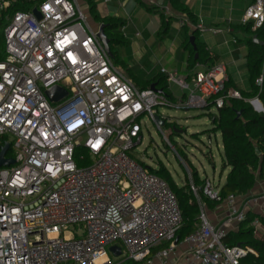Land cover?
<instances>
[{
  "label": "built area",
  "instance_id": "obj_1",
  "mask_svg": "<svg viewBox=\"0 0 264 264\" xmlns=\"http://www.w3.org/2000/svg\"><path fill=\"white\" fill-rule=\"evenodd\" d=\"M83 4L0 0V149L8 143L12 155L5 158L15 161L0 167V264H114L112 258L116 264H241L248 254L257 256L224 239L249 213L255 237L264 232V192L222 200L220 187L205 179L204 196L227 211L222 225L215 224L182 160L200 212L196 229L178 242L184 218L175 193L130 156L143 144L145 118L175 150L162 128L173 126L178 134L179 126L159 108L208 115L241 100L238 91L226 89L225 67L196 64L191 77L181 78L162 69L168 83L187 91L180 98L158 87L162 93L140 89L114 65ZM241 23L263 28L264 0H254ZM262 84L263 76L257 80ZM54 87L67 92L57 102L46 95ZM247 102L264 113L258 97ZM8 136L12 143L4 141ZM78 150L86 151L90 165L79 167ZM112 246L121 249L119 257ZM102 256L106 260L98 263Z\"/></svg>",
  "mask_w": 264,
  "mask_h": 264
},
{
  "label": "rangeland",
  "instance_id": "obj_2",
  "mask_svg": "<svg viewBox=\"0 0 264 264\" xmlns=\"http://www.w3.org/2000/svg\"><path fill=\"white\" fill-rule=\"evenodd\" d=\"M97 1L101 2L103 0ZM112 2L118 4V0ZM101 9L102 7H100ZM84 11L87 12L85 8ZM119 14L122 18L128 19V25L124 29H122V25H119L110 34L117 41L110 45L113 54L111 59L114 65L120 68L127 78L140 89H144L143 83L158 78L166 84L165 91L167 94L175 98H180L186 94L187 91H184V93L176 84L168 83L167 75L161 74L162 68L167 69L168 73L174 71V69L179 73L185 70L181 63L190 51L184 45V49L180 47L181 43L187 40L183 30H181L182 21L173 19L168 33L158 37L153 34L157 28V18L142 9L140 4L136 3V6L130 4L123 7ZM87 18L94 30L100 27L99 23L88 12ZM3 29V27L0 28V60L5 57ZM230 41L228 47L238 50L236 53L237 73L234 74V77L242 80L244 75L240 74V71L244 70L246 64L244 58L247 51L246 45L244 42H234L233 38H230ZM192 74L193 69L189 68L184 74H178V77H191ZM188 82L190 83V78ZM157 87L162 89L161 85ZM158 111L160 114L172 119L179 126L180 131H184L182 134H172L170 129L173 126L166 125L162 128L175 150L166 144L157 126L150 119L145 118L142 122L143 144L138 146V149L130 152V156L168 184V180L161 177L159 171L168 172L170 179L178 187L190 185L183 160L192 170L196 183L203 184L202 182L205 179H210L216 186L223 185L229 169L223 171L222 138L220 135L209 136L208 130L211 123L206 110H177L161 107ZM213 113H216V111H213ZM4 141L12 143L13 138L8 136L4 138ZM10 152L12 154V149ZM80 156L86 157L87 160L84 162L79 161ZM77 163L79 167L90 165L85 150H78ZM207 208L208 217L212 220V212H215L216 208L214 206H207ZM112 261L114 264L118 262L114 258H112Z\"/></svg>",
  "mask_w": 264,
  "mask_h": 264
},
{
  "label": "trees",
  "instance_id": "obj_3",
  "mask_svg": "<svg viewBox=\"0 0 264 264\" xmlns=\"http://www.w3.org/2000/svg\"><path fill=\"white\" fill-rule=\"evenodd\" d=\"M85 1L95 21L105 25V33L111 40V43L117 42L110 34L114 28H117V26L122 23L116 19H101L96 11L94 0ZM163 1L169 4L173 11L180 15H185L191 22L194 24L196 23V16L193 15L190 9L184 5L181 0ZM140 3L145 6L143 2ZM145 7L148 11L155 12L154 7ZM173 18V16L165 18V16L162 15L163 33L168 31L169 22ZM1 27L2 24L0 23V28ZM183 29L186 33L188 32L185 25ZM235 30L238 34L243 35L241 38L238 37V40L244 42L247 47V70L251 90L249 92L241 91V100L232 99L216 113L208 114L211 122V128L208 130L209 136L216 134L221 135L223 143V171L229 169L225 184L220 188L222 200L229 195H248L253 191L257 183L264 178V113L256 112L247 102L250 98L258 97L264 107V46L255 44L253 41V37L257 36L258 40L264 42V27L257 31H252L251 25L241 24L237 26ZM193 36L195 37L197 51H195L190 44V36L187 37L184 43L185 48L190 51V68H193L196 64L208 66L212 61L211 55L205 50V46L198 40L197 30L194 31ZM196 54L198 55L197 58ZM261 76H263V84L262 87H259L257 86V80ZM153 84L157 86L161 85L162 90L166 93V84L158 78L143 83V88L148 89ZM229 87L230 84L226 83L227 90ZM239 111L242 113L241 117L237 119V112ZM257 150H259L260 154L257 153ZM11 155L9 151L8 156L11 157ZM158 173L161 177L168 180L172 191L178 199L184 218L183 227L177 234L178 242H181L196 229V224L199 221V204L190 185L178 187L170 179L168 172L161 170ZM202 183L204 184V181ZM203 184L195 182V186L199 187V196L202 202L205 203L206 206L216 207L220 203L211 201L204 196L202 190ZM254 218L255 216L249 213L247 221L240 224L237 231L229 232L224 239V243L227 246L241 245L256 252L257 256L248 254V256L241 261V264H264V238L258 239L255 237L254 229L251 226ZM262 222L264 225V218H262ZM120 264L135 263L128 261Z\"/></svg>",
  "mask_w": 264,
  "mask_h": 264
},
{
  "label": "crops",
  "instance_id": "obj_4",
  "mask_svg": "<svg viewBox=\"0 0 264 264\" xmlns=\"http://www.w3.org/2000/svg\"><path fill=\"white\" fill-rule=\"evenodd\" d=\"M81 1L85 4L86 11L91 16L87 2L85 0H81ZM112 1L114 0H103L101 2L94 0L96 11L100 16V18L103 20L105 19L119 20L122 23L121 24L122 29L127 27L128 19L122 18L119 12L122 10L123 7H126L130 4L136 6L137 3L140 4L142 9H144L146 12L150 13L151 15H154L157 18V25H156L157 28L154 30L153 34L157 35L158 37L164 36L163 34H166L169 31L168 29L167 32L165 33L162 32V26H163L162 15H164L165 18L169 16H173L174 17L173 19L181 20L182 21L181 30H183L185 37L190 36L191 38L193 36L194 31L197 30L198 40L201 42L202 45L205 46V50H207L211 55L212 61L208 66L225 67V77L227 79V83L230 84L229 87L230 90L234 89L239 93L241 91L249 92L251 90L249 74L247 70V59H246L247 51L244 57L246 61L245 68L244 70L240 71V74H243L244 78L242 80L241 79L238 80L234 77V74L237 73L236 53L238 52V50L236 48L232 49L228 46H230L231 43L230 38H233L234 42L235 41H237L238 43L241 42L238 40V37L241 38L243 37V35L238 34V32L235 29L237 26L242 24L241 23L242 16L245 10L247 9V7L250 6L254 2V0H181L182 3L190 9L193 15L196 16L195 24L191 22L190 19L187 18L185 15H180L175 11H173L171 6L165 3L163 0H159V1L121 0V2L120 0H118V4H113ZM140 2H143L145 6L154 7L155 12L148 11L146 7L143 6ZM100 7H102L101 9L102 11L100 10ZM172 20L169 22V27ZM99 25L101 26L102 24L99 23ZM184 25L188 30L187 33L183 29ZM198 28L204 29L205 32H201ZM213 31H217L218 33H214ZM184 43L185 42L183 41L181 43L182 45H180V47L183 49H184L183 47ZM181 66L185 67L184 72H187V70L190 68V53L189 55H186L185 59H183ZM201 66L208 67L207 65H203V64H201ZM121 68L123 69V67ZM162 69L168 72L167 69L165 68ZM184 72L182 73L184 74ZM169 73H176L177 76L178 74H182L175 69L174 71L173 70L169 71ZM252 99L254 98H250L248 100H252ZM217 135L220 134H216V136ZM222 149H223V143H222ZM223 185L221 186L219 185V187L221 188ZM262 192H264V182L263 180H260L257 183L256 187L253 189V191L250 192L248 195L243 196V199L251 196H256ZM215 208H216L215 212H212V221H214L215 224L222 225V222L227 215V211L225 207L221 205L220 206L217 205ZM235 231H237V229ZM262 237H264V232L259 233L256 238L261 239Z\"/></svg>",
  "mask_w": 264,
  "mask_h": 264
},
{
  "label": "water",
  "instance_id": "obj_5",
  "mask_svg": "<svg viewBox=\"0 0 264 264\" xmlns=\"http://www.w3.org/2000/svg\"><path fill=\"white\" fill-rule=\"evenodd\" d=\"M34 13L38 17V19H41V16L37 11H35ZM97 37L99 38V40L103 44L105 51L107 52L109 57L113 58V54H112L111 49H110L111 40L108 38V36L105 33V25H101L99 27L98 32H97ZM253 41L255 44L264 46V42L258 40L257 36L253 37ZM190 44L193 46L194 50L197 51V46L195 43V37L194 36H192L190 38ZM197 57H198V55L196 54V58ZM150 88L152 90L159 92V93L163 92L162 90L157 89L156 84L151 85ZM46 95L50 101L57 102L60 98L65 97L67 95V92L61 88L54 87V88L48 90L46 92ZM259 107H260V110L263 109L261 106H259ZM241 113H242L241 111L237 112V119H239L241 117ZM155 121L160 126H164V122L162 120H160L159 117H156ZM175 132L178 134L183 133V131H180V130H175ZM9 147H10L9 144L5 143L4 146H2L0 149V167H10V166L15 165V161L13 159H6L5 158L8 151H9ZM257 153L260 154L259 150H257ZM109 250L113 254L114 257H119L121 255V249L118 246H112Z\"/></svg>",
  "mask_w": 264,
  "mask_h": 264
},
{
  "label": "bare ground",
  "instance_id": "obj_6",
  "mask_svg": "<svg viewBox=\"0 0 264 264\" xmlns=\"http://www.w3.org/2000/svg\"><path fill=\"white\" fill-rule=\"evenodd\" d=\"M106 260V256H102L99 260L98 263L104 262Z\"/></svg>",
  "mask_w": 264,
  "mask_h": 264
}]
</instances>
